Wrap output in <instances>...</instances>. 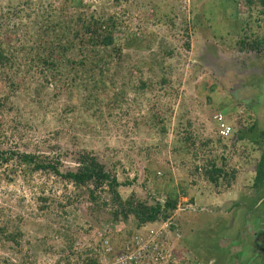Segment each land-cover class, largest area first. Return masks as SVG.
<instances>
[{"label":"rangeland","instance_id":"374dc122","mask_svg":"<svg viewBox=\"0 0 264 264\" xmlns=\"http://www.w3.org/2000/svg\"><path fill=\"white\" fill-rule=\"evenodd\" d=\"M8 3L0 2L4 10ZM46 4L113 19L123 56L108 66L118 73L115 87L92 93L79 72L66 75L68 64L57 85L23 66L18 77H28V90L0 109V150L47 155L61 173L75 171L78 153H91L116 177L123 203L176 201L165 224L199 264L223 255L217 245H226L228 227L244 216L253 224L264 210V181L255 183L264 151L258 0H19L21 23ZM7 85L0 81V96ZM213 163L223 171L217 184L209 180ZM14 170L0 168V264H84L101 239L119 251L139 229L110 193L100 194L107 207H90L86 189Z\"/></svg>","mask_w":264,"mask_h":264},{"label":"trees","instance_id":"16d2710c","mask_svg":"<svg viewBox=\"0 0 264 264\" xmlns=\"http://www.w3.org/2000/svg\"><path fill=\"white\" fill-rule=\"evenodd\" d=\"M14 1L9 0L8 8L11 9L6 8L7 10H4L0 4V81L10 86L8 91L0 96L1 110L9 104L11 96L17 92L19 94L27 92L28 77H18L23 66L27 75L40 73L44 75L45 82L57 85L64 80L63 66L68 64L70 72L66 75L71 76V70L79 72L81 81L89 83L92 93L94 90L97 91L96 94L107 92L115 87L114 76L118 73L113 70V76L109 75L108 66L120 64L123 56L121 51L113 46V32L116 29L113 19L96 17L94 14L84 12L71 16L65 12V6L56 7L55 10L53 5L46 4L38 7L39 13L34 14L31 23L23 25L22 11L17 7L19 0L15 1L17 4L15 7H13ZM258 2L264 9V0ZM25 3L27 1L21 4ZM17 42L20 47L16 46ZM70 52L71 55L68 56ZM138 64L143 65V62L138 61ZM73 78L76 80L78 77L74 75ZM141 86L144 87L145 84L142 82ZM75 91L77 92V89ZM76 162L75 171L68 170L61 173L58 169L60 163H52L47 155L0 150V168L13 163L17 170L13 173H21L23 177L38 172L54 174L75 188L86 189L90 207L100 205L107 207L108 202L103 201L100 194L101 192L112 194L114 199L112 203L119 204L118 207L125 216L132 215L136 220L137 228L148 224L165 223L170 219V214L176 210V201L171 198H168L163 205L155 203L148 206L138 202L133 204L132 200L123 203L117 192V188L121 185L95 156L91 153H78ZM221 174L223 171L217 169L213 163L209 171L210 182L217 184ZM223 176H226V173ZM262 181H264V151L256 169L255 183ZM97 261L93 256L83 262L97 264Z\"/></svg>","mask_w":264,"mask_h":264},{"label":"built area","instance_id":"2783aa9c","mask_svg":"<svg viewBox=\"0 0 264 264\" xmlns=\"http://www.w3.org/2000/svg\"><path fill=\"white\" fill-rule=\"evenodd\" d=\"M220 118V115L216 117ZM168 227L161 223L135 229L125 237L119 251L114 250L109 238L101 239L102 248L93 256L100 261L104 259L103 264H198L191 252L178 243L180 235Z\"/></svg>","mask_w":264,"mask_h":264},{"label":"flooded vegetation","instance_id":"af4514ba","mask_svg":"<svg viewBox=\"0 0 264 264\" xmlns=\"http://www.w3.org/2000/svg\"><path fill=\"white\" fill-rule=\"evenodd\" d=\"M238 216L235 215L233 220L236 218L238 220ZM248 219L244 216L243 224L233 223L228 227L227 234H225L227 237L223 240L226 245L221 246L219 240L217 245V250H225L221 252L223 255H214L213 263L206 260L204 264L227 263V261L229 264H264V210L256 214L253 224H248Z\"/></svg>","mask_w":264,"mask_h":264},{"label":"crops","instance_id":"0c3cea01","mask_svg":"<svg viewBox=\"0 0 264 264\" xmlns=\"http://www.w3.org/2000/svg\"><path fill=\"white\" fill-rule=\"evenodd\" d=\"M178 243H180L179 242V240H178ZM181 244V243H180ZM178 245V244H177ZM190 251V250H189ZM214 255H217V254H214ZM214 255H208V257H206L205 259H204V261H206V260H210V261H212V263H213V260H212V258H213V256ZM216 258V257H215ZM205 263V262H204ZM211 263V264H212ZM219 263V262H218ZM199 264V263H198ZM219 264H229V262L227 261V263L226 262H222V263H219Z\"/></svg>","mask_w":264,"mask_h":264}]
</instances>
